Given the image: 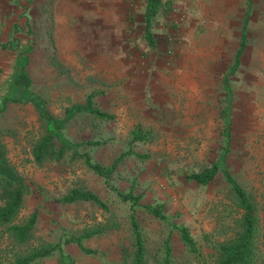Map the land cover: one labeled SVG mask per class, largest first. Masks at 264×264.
I'll list each match as a JSON object with an SVG mask.
<instances>
[{"label": "rangeland", "instance_id": "obj_1", "mask_svg": "<svg viewBox=\"0 0 264 264\" xmlns=\"http://www.w3.org/2000/svg\"><path fill=\"white\" fill-rule=\"evenodd\" d=\"M145 5L146 0H0V43L13 36L18 49L30 47V100L10 101L0 111L4 158L27 184L20 217L38 211L30 247L61 244L62 251L38 264L120 262L122 246L129 248L131 241L130 208L113 185L140 194L141 203L162 206L167 220L142 207L135 211L149 264L161 263L166 238L174 257L184 252L178 226L207 251V237L222 236L228 222L223 212L232 208V199L221 171L207 185L187 175L223 152L220 112L229 105L226 164L254 203L257 264H264V0H171L170 11L153 18L154 48L143 37ZM244 23L246 46L234 68ZM16 53L0 49V97L9 90ZM91 92L115 118L77 113L60 132L93 161L110 166L116 160L107 181L71 151L61 159L48 152L41 162L34 155L48 132L47 120L64 117ZM136 127L145 139L133 140ZM85 140L101 143L81 144ZM7 174L0 158V184ZM72 187L97 193L109 211L89 201H60ZM112 220L119 226L82 240L96 253L63 243L70 234ZM25 249L3 235L1 264Z\"/></svg>", "mask_w": 264, "mask_h": 264}, {"label": "trees", "instance_id": "obj_2", "mask_svg": "<svg viewBox=\"0 0 264 264\" xmlns=\"http://www.w3.org/2000/svg\"><path fill=\"white\" fill-rule=\"evenodd\" d=\"M170 9L171 0H146L143 37L151 48L156 46V39L151 31L153 18L160 11L168 13ZM245 46L246 24L244 23L240 31L239 45L233 63L234 68L239 65ZM6 47L17 51V53L13 73L9 79V90L7 94L0 97V111L5 109L7 103L10 101L22 103L30 100V87L32 84L27 70L30 47L25 50L18 49V40L13 36L7 43H0V49H5ZM224 88L227 94H229L230 88L227 82H224ZM96 95V92H91L87 95L83 103H76L67 108L64 117H54L47 120L48 132L38 142L34 151L35 159L38 162H41L48 152L55 153L56 158L61 159L66 152L71 151L72 157L82 159L83 163L90 170L107 181L116 167V160L110 166L93 161L87 152L81 153L77 151V144H71L60 132L66 123L77 113H86L103 121H110L115 118L112 113L101 109L96 104L94 99ZM229 101L230 97L227 99V102ZM220 115L225 125L224 135L226 145L224 146L223 152L220 153L216 162L200 171L188 174L187 178L198 184L207 185L215 180L219 171L222 172L224 181L229 188V195L232 199V208L223 212L226 214H224L223 220L227 218L228 222L224 225V230H222V236L220 238L211 239L207 237V247H209L207 251L202 248L188 228L178 226L180 240L184 245V252L178 257H174L169 246V241L166 238L163 241V256L160 264H257L259 261L260 254L256 244L257 218L254 203L250 199L248 192L233 176L226 164V153L229 150L228 143L231 136L230 106L227 105L223 108ZM132 137L133 140L140 141L145 139L146 135L142 133L139 127H136L132 132ZM100 143L98 140H85L81 142L83 145L90 146H96ZM3 150L4 147L0 142L2 166L8 173L2 177L0 184V237L6 234L12 239L15 245L26 248L23 252L14 254L8 264H38L41 259L50 256L55 250L62 251L61 244L60 242L54 244L42 243L37 247H30V241L35 237L33 230L38 220V211L34 208L27 217H20L27 184L25 179L19 176L10 164L7 163ZM109 187L115 191L121 201L128 202L130 208L128 215V230L130 231L131 239L130 246L129 248L122 246V260L117 264H149L148 246L145 235L136 220L135 211L138 207H142L157 218L167 220L162 206L141 203V195L134 193L131 189L121 191L113 185H109ZM59 200L65 203L89 201L104 211H109L108 204L97 193L78 187H72ZM118 226L119 224L115 220H112L106 222L103 226L89 228L79 234H70L64 238L63 243H75L85 253H96L95 249L85 247L82 240Z\"/></svg>", "mask_w": 264, "mask_h": 264}]
</instances>
